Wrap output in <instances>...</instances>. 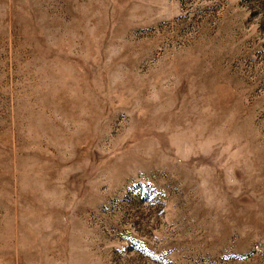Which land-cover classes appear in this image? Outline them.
Instances as JSON below:
<instances>
[{"label": "rangeland", "instance_id": "rangeland-1", "mask_svg": "<svg viewBox=\"0 0 264 264\" xmlns=\"http://www.w3.org/2000/svg\"><path fill=\"white\" fill-rule=\"evenodd\" d=\"M0 264H264V0H0Z\"/></svg>", "mask_w": 264, "mask_h": 264}]
</instances>
